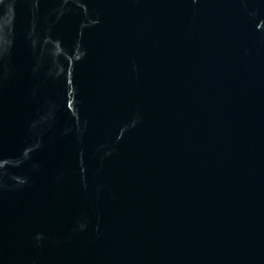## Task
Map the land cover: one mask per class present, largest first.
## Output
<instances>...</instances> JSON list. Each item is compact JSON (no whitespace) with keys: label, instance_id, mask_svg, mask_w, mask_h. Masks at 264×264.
<instances>
[{"label":"water","instance_id":"1","mask_svg":"<svg viewBox=\"0 0 264 264\" xmlns=\"http://www.w3.org/2000/svg\"><path fill=\"white\" fill-rule=\"evenodd\" d=\"M0 264H264V0H0Z\"/></svg>","mask_w":264,"mask_h":264}]
</instances>
